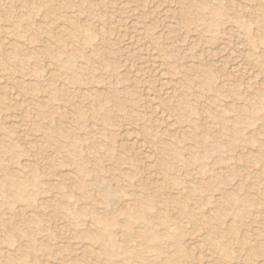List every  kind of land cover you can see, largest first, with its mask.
<instances>
[{
  "label": "rangeland",
  "instance_id": "obj_1",
  "mask_svg": "<svg viewBox=\"0 0 264 264\" xmlns=\"http://www.w3.org/2000/svg\"><path fill=\"white\" fill-rule=\"evenodd\" d=\"M0 264H264V0H0Z\"/></svg>",
  "mask_w": 264,
  "mask_h": 264
},
{
  "label": "bare ground",
  "instance_id": "obj_2",
  "mask_svg": "<svg viewBox=\"0 0 264 264\" xmlns=\"http://www.w3.org/2000/svg\"><path fill=\"white\" fill-rule=\"evenodd\" d=\"M149 44V43H148ZM153 49V48H152ZM157 57V56H156ZM154 65V64H153ZM163 73V72H162ZM166 74V73H165ZM164 76V75H163ZM253 76V75H252ZM160 80V79H159ZM164 82H166V81H164ZM5 87V86H4ZM174 90V89H173ZM12 91V90H11ZM16 92V91H15ZM15 95V94H14ZM252 95V94H251ZM168 98V97H167ZM152 99V98H151ZM69 111V110H68ZM155 118V117H154ZM125 130V129H124ZM129 132V131H128ZM181 132V131H180ZM182 134V133H181ZM134 139V138H133ZM141 141V140H140ZM132 142V141H131ZM139 144V143H138ZM146 149V148H145ZM62 174V173H61ZM18 177V176H17ZM22 182V181H21ZM20 183V182H19ZM18 183V184H19ZM22 185V184H21ZM19 186V185H18ZM24 186H26V185H23V187ZM104 194V193H103ZM106 195V194H105ZM120 197V196H119ZM122 197V196H121ZM111 199H112V196L111 195H108L107 194V196H106V198H105V201H106V203L107 204H109L110 202H111ZM113 199H115V198H113ZM116 200H118L117 198H116ZM121 200V199H120ZM123 200V199H122ZM121 203H123L122 201H121ZM126 205V204H125ZM124 209V208H123ZM122 209V210H123ZM123 215V214H122ZM125 215H127V214H125ZM89 224V223H88ZM260 262V261H259Z\"/></svg>",
  "mask_w": 264,
  "mask_h": 264
}]
</instances>
